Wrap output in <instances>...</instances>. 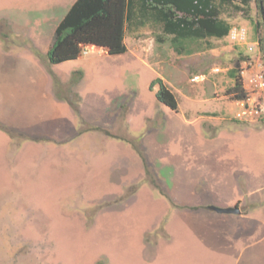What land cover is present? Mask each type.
<instances>
[{
	"label": "rangeland",
	"instance_id": "1",
	"mask_svg": "<svg viewBox=\"0 0 264 264\" xmlns=\"http://www.w3.org/2000/svg\"><path fill=\"white\" fill-rule=\"evenodd\" d=\"M75 1L0 0V51L10 56L0 67V123L14 133L0 130V264H235L173 214L186 209L170 192L208 175L216 186L235 181L244 208L264 211V117L237 120L236 101L212 99L226 94L228 71L246 59L240 45L258 54L254 24L228 10L223 17L246 30L245 44L213 39L189 56L157 43L150 26L126 30L129 62L127 53L93 50L50 66L56 29ZM250 15L260 20L255 3ZM49 70L64 85L83 71L74 88L79 116L55 100L56 92L67 94L55 89ZM157 78L178 97V111L157 101L158 86L150 91ZM60 103L74 130L39 136L40 127L53 130L62 119Z\"/></svg>",
	"mask_w": 264,
	"mask_h": 264
},
{
	"label": "trees",
	"instance_id": "2",
	"mask_svg": "<svg viewBox=\"0 0 264 264\" xmlns=\"http://www.w3.org/2000/svg\"><path fill=\"white\" fill-rule=\"evenodd\" d=\"M252 3H255L260 18L257 22L250 15ZM228 10L241 13L254 24L264 66V0H76L56 29L53 46L47 53L48 64L55 66L75 61L93 50L109 56L125 54V31L146 26L158 31L155 35L157 43L168 42L176 54L189 56L195 52L194 45L229 36L232 25L223 17ZM243 61H237L234 68L228 71L233 86L226 91V95L234 101L248 98L241 76ZM48 75L55 89L67 94L64 97L56 92V101L67 103L73 114L79 116L81 96L74 92V88L82 83L83 71L72 72L65 85L52 70ZM156 86L157 101L178 111L179 99L176 94L161 78L152 81L150 91H154ZM69 96L76 98V101ZM0 130L10 136L14 134L1 123ZM151 182L160 188L156 179Z\"/></svg>",
	"mask_w": 264,
	"mask_h": 264
},
{
	"label": "crops",
	"instance_id": "3",
	"mask_svg": "<svg viewBox=\"0 0 264 264\" xmlns=\"http://www.w3.org/2000/svg\"><path fill=\"white\" fill-rule=\"evenodd\" d=\"M246 48V45H240L239 47L240 54L246 57L242 64L246 67L250 65L248 71L243 75L245 87H247L245 78L247 73L249 77L252 73L261 72L262 69L264 70L260 53L250 55L246 51ZM250 49L252 50L253 47H250ZM244 50L246 53H244ZM126 53L128 55L126 62H129L130 52L128 49ZM26 56L32 61L36 60L34 55L27 54ZM9 63L10 56L0 51V67L6 69ZM230 81L231 87L233 86V80L230 79ZM44 85L46 87L49 85L48 76L45 78ZM188 98H191V94L188 95ZM227 98L229 96L226 94L223 96L217 94L212 99L216 102H222V100L225 101ZM60 105L62 106V119L54 125L53 130H51V127H40L39 136L47 139L62 138L72 133L74 127L72 125L73 118L70 116L72 115L70 109L62 103ZM207 113L211 114L215 113V111H209ZM199 121H201V118L193 121L189 120L188 123L189 125H193ZM57 129L62 135H59ZM220 139L221 137L207 143L219 144ZM151 160L153 161V158ZM164 167L166 168L168 166L166 165ZM189 182V184L187 183L185 184L186 186H183V190L179 193L175 185L172 188L170 192L171 200L178 206L186 209L183 212L182 210H174L173 214H177L180 219L184 220L187 226H190L194 230L195 235L204 243L206 248L217 251L218 253L222 252L223 255L233 256L236 259L235 264H264V211L251 213L250 210L244 208V197L242 196L240 198V196H236L235 198L234 192L238 195V189H236L237 183L235 181L227 183L228 185L225 186L223 184H217L216 186V181L206 175L205 177L192 178ZM232 195L234 197L233 200L230 199ZM208 204H212L210 206L218 208L237 207L240 209V215L214 213L209 208L210 206L207 207ZM194 208L200 209L199 212H187V209Z\"/></svg>",
	"mask_w": 264,
	"mask_h": 264
},
{
	"label": "built area",
	"instance_id": "4",
	"mask_svg": "<svg viewBox=\"0 0 264 264\" xmlns=\"http://www.w3.org/2000/svg\"><path fill=\"white\" fill-rule=\"evenodd\" d=\"M247 32L245 29L232 28L229 38L232 42L241 44L246 41ZM245 44V43H244ZM250 65H247L245 70H242L241 76L243 75ZM199 77L193 79L197 82ZM244 83V82H243ZM245 87V86H244ZM248 98L244 101H237L240 111L237 113L236 118L240 121L252 122L259 120L264 117V111L262 106H264V72L252 73L247 80V87H245Z\"/></svg>",
	"mask_w": 264,
	"mask_h": 264
},
{
	"label": "water",
	"instance_id": "5",
	"mask_svg": "<svg viewBox=\"0 0 264 264\" xmlns=\"http://www.w3.org/2000/svg\"><path fill=\"white\" fill-rule=\"evenodd\" d=\"M211 210L221 213V214H234V215H240V209L235 207V208H218L211 206Z\"/></svg>",
	"mask_w": 264,
	"mask_h": 264
},
{
	"label": "clouds",
	"instance_id": "6",
	"mask_svg": "<svg viewBox=\"0 0 264 264\" xmlns=\"http://www.w3.org/2000/svg\"><path fill=\"white\" fill-rule=\"evenodd\" d=\"M229 37V36H228Z\"/></svg>",
	"mask_w": 264,
	"mask_h": 264
}]
</instances>
